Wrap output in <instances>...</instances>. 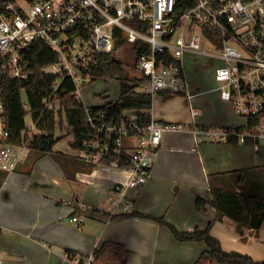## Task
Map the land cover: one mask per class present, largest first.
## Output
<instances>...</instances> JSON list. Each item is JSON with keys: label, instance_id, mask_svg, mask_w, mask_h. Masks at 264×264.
Listing matches in <instances>:
<instances>
[{"label": "built area", "instance_id": "built-area-1", "mask_svg": "<svg viewBox=\"0 0 264 264\" xmlns=\"http://www.w3.org/2000/svg\"><path fill=\"white\" fill-rule=\"evenodd\" d=\"M35 41L44 42L56 57L43 67L44 73L55 77L44 105L55 110L56 124L62 127L66 117L58 90L63 81L70 79L76 100L86 107L88 123L94 129L93 138L78 149L79 156L129 172L127 182L112 187L111 215L117 210L125 213L133 209L128 190L143 185L151 176L154 155L166 129L191 128L200 142H229L235 138L239 143H249L248 138H252L256 151L264 142V0H0L3 169H14L31 149L33 137L42 134L29 113L32 124H26V139L21 144L10 143L4 106L5 82L31 74L25 51ZM124 52L133 57L131 73L134 71L135 78L141 79L137 80L141 91L152 97L168 92L189 99L192 126L163 123L152 116L142 124L138 109L124 110L116 123L104 120L103 112L90 111L93 106L85 103L83 86L99 79L96 72L103 55L118 60L115 54ZM192 53L223 61L215 71L217 89L235 113L246 118L242 130L196 122L200 111L193 106L196 95L185 74V60ZM23 104L30 111L27 97ZM251 118L256 119V126L249 124ZM107 157L112 158L103 162ZM70 220L80 226L84 217L75 215ZM95 259L94 253L75 257L78 264H93Z\"/></svg>", "mask_w": 264, "mask_h": 264}, {"label": "crops", "instance_id": "crops-1", "mask_svg": "<svg viewBox=\"0 0 264 264\" xmlns=\"http://www.w3.org/2000/svg\"><path fill=\"white\" fill-rule=\"evenodd\" d=\"M213 90H192L193 106L200 111L196 122L244 126L236 122L232 104L214 93L217 86ZM102 96L105 103L90 106L119 98ZM150 113L163 123L192 126L191 103L180 94H156ZM62 124H56L61 139L54 146L61 162L31 148L14 169L0 167V264H78L75 257L90 253L96 256L93 264H198L207 243L180 241L154 218H164L181 231L206 229L211 223L210 233L225 250L264 260V223L256 231L238 228L229 217L216 219L211 204L212 177L258 165L246 155L248 146L256 151L252 143L200 142L191 128L164 130L151 176L128 190L133 209L111 215L112 187L127 182L129 172L103 164L92 167L71 146V124ZM198 198L207 202L205 207L196 204ZM75 215L84 217L80 226L70 220ZM199 264L227 263L203 258Z\"/></svg>", "mask_w": 264, "mask_h": 264}, {"label": "trees", "instance_id": "trees-1", "mask_svg": "<svg viewBox=\"0 0 264 264\" xmlns=\"http://www.w3.org/2000/svg\"><path fill=\"white\" fill-rule=\"evenodd\" d=\"M25 56L31 63L29 77L8 79L5 82L4 106L10 132L8 140L13 144L23 143L27 137L25 117L30 113L37 127L42 131V134L35 135L31 140V148L38 155H50L56 161L61 162L60 154L54 150L55 144L61 139L60 136H56L58 130L56 112L44 105V99L52 93V83L55 77L44 73L43 67L55 61V54L44 42L35 41L26 49ZM96 77L118 80L120 95L115 102H109L103 106H93L90 111L103 112L104 120L116 123L120 121L124 110L138 109L140 110L141 123L146 124L150 121L153 97L138 89V82L141 79L126 75L121 61L113 59L111 55H103ZM23 92L29 101L30 111L24 107ZM58 95L63 106L62 110L72 125L74 140L71 142V146L77 149L84 148V141L93 138L94 129L88 123L86 107L80 105L76 100L73 81L70 79L63 81ZM249 124L256 126V119L251 118ZM238 129L242 130L243 126H239ZM230 141L235 142L237 139L232 138ZM247 141L252 143L253 139L248 138ZM111 158L107 157L103 159V162H109ZM96 165L94 163L92 167ZM210 189L211 204L217 212L216 219L229 217L237 223L238 228H248L253 231L261 228L264 223V165L218 173L216 178L210 179ZM196 204L205 207L207 202L198 198ZM130 214L154 218L137 212ZM154 219L167 224L175 238L180 241L204 240L209 248L201 255L199 261L203 258H215L227 264H264V260L257 262L248 254L225 250L220 240L210 233L211 223L206 229L196 228L193 231H181L164 218Z\"/></svg>", "mask_w": 264, "mask_h": 264}, {"label": "rangeland", "instance_id": "rangeland-1", "mask_svg": "<svg viewBox=\"0 0 264 264\" xmlns=\"http://www.w3.org/2000/svg\"><path fill=\"white\" fill-rule=\"evenodd\" d=\"M115 57L118 61L123 63L125 74H128L129 76L132 75L131 77L135 78V72L132 71L131 73V70L133 69L132 67H134L132 55L124 52L122 54H115ZM222 63L223 61L221 59H217L210 55L194 53L187 55V59L185 60V74L186 79L190 84L191 92L192 90H197L198 88L201 90H215V87L217 86L215 82V71L218 66L222 65ZM83 89V97L89 105H101L105 103L106 100L103 99L102 95H109L110 100L116 99L120 95V83L118 80L114 79L106 80L99 78L96 81L83 86ZM138 89L142 90V87L139 86ZM214 93L220 96L219 91H214ZM22 96L23 100H26V94L24 92L22 93ZM234 114L236 122L239 124L246 123L247 120L245 117L239 116L235 112ZM25 120L27 125L32 124L30 114L25 117ZM63 120L64 125L67 126V118L64 117ZM246 155L252 157L253 164L264 165V142H260L259 151H255L248 146Z\"/></svg>", "mask_w": 264, "mask_h": 264}]
</instances>
